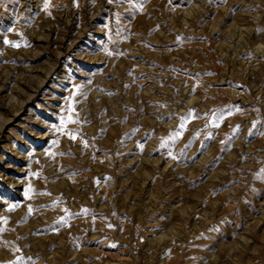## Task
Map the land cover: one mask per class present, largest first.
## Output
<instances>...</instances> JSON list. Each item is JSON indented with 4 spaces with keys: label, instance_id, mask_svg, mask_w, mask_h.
<instances>
[{
    "label": "rangeland",
    "instance_id": "obj_1",
    "mask_svg": "<svg viewBox=\"0 0 264 264\" xmlns=\"http://www.w3.org/2000/svg\"><path fill=\"white\" fill-rule=\"evenodd\" d=\"M0 264H264V0H0Z\"/></svg>",
    "mask_w": 264,
    "mask_h": 264
}]
</instances>
